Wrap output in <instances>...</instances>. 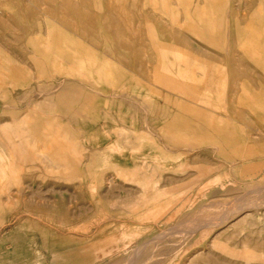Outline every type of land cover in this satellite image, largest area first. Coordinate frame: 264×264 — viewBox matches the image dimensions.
<instances>
[{"label": "rangeland", "instance_id": "rangeland-1", "mask_svg": "<svg viewBox=\"0 0 264 264\" xmlns=\"http://www.w3.org/2000/svg\"><path fill=\"white\" fill-rule=\"evenodd\" d=\"M0 264H264V0H0Z\"/></svg>", "mask_w": 264, "mask_h": 264}]
</instances>
